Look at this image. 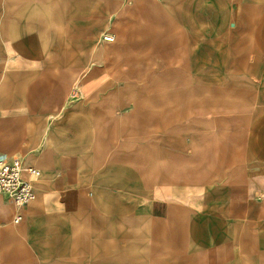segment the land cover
Wrapping results in <instances>:
<instances>
[{"label": "crops", "instance_id": "1", "mask_svg": "<svg viewBox=\"0 0 264 264\" xmlns=\"http://www.w3.org/2000/svg\"><path fill=\"white\" fill-rule=\"evenodd\" d=\"M0 156V264H264V0H0Z\"/></svg>", "mask_w": 264, "mask_h": 264}, {"label": "built area", "instance_id": "2", "mask_svg": "<svg viewBox=\"0 0 264 264\" xmlns=\"http://www.w3.org/2000/svg\"><path fill=\"white\" fill-rule=\"evenodd\" d=\"M103 39L112 41L114 36L105 34ZM39 174V169L25 166L19 158L0 156V194L8 196L18 206H26L34 198L33 181Z\"/></svg>", "mask_w": 264, "mask_h": 264}]
</instances>
